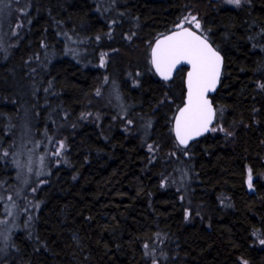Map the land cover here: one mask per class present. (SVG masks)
Segmentation results:
<instances>
[{"label": "trees", "instance_id": "trees-1", "mask_svg": "<svg viewBox=\"0 0 264 264\" xmlns=\"http://www.w3.org/2000/svg\"><path fill=\"white\" fill-rule=\"evenodd\" d=\"M106 2L110 14L95 0H27L26 26L0 59L1 73L14 72L0 81V191L14 186L18 149L47 166L25 194L33 218L0 243V264H264V0ZM178 25L223 58L216 131L187 146L171 122L185 68L164 81L149 57ZM67 33L83 38L84 60L63 53ZM97 50L119 86L106 103L90 62ZM59 143L62 158L52 154ZM3 214L0 202V228Z\"/></svg>", "mask_w": 264, "mask_h": 264}, {"label": "rangeland", "instance_id": "rangeland-1", "mask_svg": "<svg viewBox=\"0 0 264 264\" xmlns=\"http://www.w3.org/2000/svg\"><path fill=\"white\" fill-rule=\"evenodd\" d=\"M95 2L97 6L96 9L98 11H102V13L105 14H110V11H112L111 10L112 8L109 7L107 3L108 1L106 2V0H95ZM221 2H223L224 5L236 7L243 4L244 0H241L239 5L228 3L227 0H221ZM27 4H28L27 0L25 1L0 0V59L7 55L9 47L11 48L14 47L11 46L13 44V38L15 40L16 38L15 36H17V34L20 33V30H22L23 27L26 25V19L23 18V14L27 10V6H28ZM8 12L10 13V15ZM8 17L10 18L8 19ZM109 21H113V20L110 19ZM62 36L64 37L63 53L68 54L72 58H76L79 61L84 60L85 58L83 59V57L85 54L84 53L85 50H84V43L82 41L83 38H80L76 35H72L70 33L69 34L67 33V35L62 34ZM137 49L138 46H135L133 50H137ZM119 56H121V50H119L118 57ZM92 60L94 61L92 62ZM40 61L41 59L38 58L37 62L40 63ZM90 62L92 64L91 63L89 64H91L92 67L96 69H100L101 71H103V73L105 72V70H103V67L105 66L104 64L107 63V56H105L102 50H97L94 56L92 57V59L90 60ZM111 64L108 69L109 72H112L114 68L113 67L114 60L112 61ZM136 65L139 66V62H137ZM13 73L10 70L9 73L7 74L8 76L9 75L13 76ZM103 73H102L103 78L102 77L100 78V84L103 85V87H105L104 91L106 94L105 95L103 94L102 99H104L106 103L108 99L107 97H109L111 100H114V97L116 98L117 96L118 98V94L120 97V93L118 92V87H117L118 81L117 79H115L116 77L113 78L111 74H106V72L104 74ZM8 76L7 75L5 76L3 73L0 72V81L6 82ZM131 77H132L131 74L126 73V78L129 79ZM104 78L106 79L104 80ZM99 93L100 92H98V94ZM107 93L109 96L107 95ZM118 108L119 106L115 108L114 113L118 114L119 118L121 119L122 117L121 107L119 109ZM24 114L28 115V111H26ZM110 114L111 113H109L108 116L111 117L112 114L111 115ZM25 115L23 118H25ZM92 117L93 115L91 114V118ZM140 134L141 136H143L142 130H140ZM60 145L61 143H59V145L57 146V151L52 152V154H54L56 158L58 156L62 158V154L60 152L61 150ZM57 152H59V155L56 154ZM44 159L45 157L40 153L29 155L28 153L23 152L21 149H18V151H16L15 154L13 153L12 160H13V167L15 168L13 174L14 186L11 188L12 190L0 191V202L2 204L3 213H4L2 225L0 228V241H1L0 243L2 245L6 246V242L9 241L10 234L12 236L14 232L27 228L30 223V220L33 218V213H31L32 212L31 207L33 203L32 201L30 203L28 202L27 200L28 198H25V194H27L26 193L27 190L31 191L32 188L34 189V186H32L34 185V182L36 180L34 177L36 176L39 177L47 173V166L43 164L45 163ZM184 185H186L185 182Z\"/></svg>", "mask_w": 264, "mask_h": 264}, {"label": "snow or ice", "instance_id": "snow-or-ice-1", "mask_svg": "<svg viewBox=\"0 0 264 264\" xmlns=\"http://www.w3.org/2000/svg\"><path fill=\"white\" fill-rule=\"evenodd\" d=\"M227 2L239 5L241 0H227ZM187 22L194 23L196 29L201 27L195 16ZM178 27L182 30L173 32L156 42L155 47L152 48L151 62L165 80L171 78L177 65L182 63L191 65L187 80V103L180 109L174 129L179 143L187 146L188 140L194 136H199L209 130L216 131V128L209 129L215 116V110L207 93L215 91L220 77L222 57L208 42L206 36L197 35L195 31L183 28L182 25H178ZM260 87L264 88V85H260ZM223 130L221 129V131ZM63 147L64 145L61 144L60 148ZM149 150H151V146H149ZM56 154L59 155V152ZM248 179L251 188V170H249ZM261 243L264 244V240ZM242 264H247V261H243Z\"/></svg>", "mask_w": 264, "mask_h": 264}, {"label": "water", "instance_id": "water-1", "mask_svg": "<svg viewBox=\"0 0 264 264\" xmlns=\"http://www.w3.org/2000/svg\"><path fill=\"white\" fill-rule=\"evenodd\" d=\"M183 28H186V29H190V30H192V31H195V32L197 33V35H200V36H202V37L204 36L203 34L197 32L196 30H194V29H192V28H190V27H188V26H183ZM181 30H182V29H181L180 27L173 28V29H171V30H169V31H167V32H165V33L159 35L158 37H156V38L154 39V41H153L152 44H151L150 51H149L150 62H151V60H152V56H151L152 48L155 47L156 42H157L158 40L163 39L165 36H169V35H171L173 32H179V31H181ZM208 42L212 45V47H213L216 51L219 52V50L216 49V48L213 46V44H212L209 40H208ZM219 54H220V56L222 57V55H221L220 52H219ZM151 66H152V69H153V71L155 72V74L158 76V78H160L161 80H164V81H169V80H171V79L176 75V73L179 71L180 68H182V67L185 68V69H184V73H183V87H184L183 99H182L181 104L178 106V108L176 109V111H175V113H174V115H173V117H172V132H173V135H174L175 140L179 143L178 139L176 138V133H175V130H174V129H175V120H176V117L179 115V111H180V109H182V108L185 106V104L187 103V95H188V84H187V80H188V72L191 70V65H189V64H184V63H182V64H180V65H177L176 69H174L173 72H172L171 78L168 79V80H165V79H163V78L160 76V74L156 71L155 67L153 66L152 62H151ZM222 68H223V58H222V65H221V69H220V77H219V81H220V78H221ZM219 81H218V83H217V85H216L215 91H216V89H217V87H218V85H219ZM215 91H210V92L207 93V97H208L209 101L211 102V104H212L214 110H215V107H214V104H213V101H212L211 96L215 93ZM214 121H215V116H214V118H213L212 123L209 125V129H211V127H212ZM209 131H210V130H209ZM209 131H205V132H203V133H202L201 135H199V136H194L192 139H189V140H188V143H187V144H190L191 142H193V141H195V140H197V139H199V138H201V137L207 135V134L209 133ZM179 144H180V143H179ZM180 145H181V144H180Z\"/></svg>", "mask_w": 264, "mask_h": 264}, {"label": "bare ground", "instance_id": "bare-ground-1", "mask_svg": "<svg viewBox=\"0 0 264 264\" xmlns=\"http://www.w3.org/2000/svg\"><path fill=\"white\" fill-rule=\"evenodd\" d=\"M24 1H25V0H24ZM21 2H22V1H21ZM8 13H9V12H8ZM9 15H10V13H9ZM9 18H10V17H8V19H9ZM23 21H24V20H23ZM25 26H26V25H25ZM189 27H190V26H189ZM74 30H75V28H74ZM94 30H95V29H94ZM101 30H102V29H101ZM59 31H60V30H59ZM110 31L113 32L112 30H110ZM115 31H116V30H115ZM60 32H61V31H60ZM101 32H102V31H101ZM104 33H105V32H104ZM113 33L115 34L116 32H113ZM113 33H112V34H113ZM88 34H89V33H88ZM92 34H93V33H92ZM96 34H97V33H96ZM114 34H113V35H114ZM118 34H119V32H118ZM118 34H117V35H118ZM120 34H121V32H120ZM120 34H119V35H120ZM89 35H90V34H89ZM119 35H118V37H119ZM129 35H130V34H129ZM114 36H115V35H114ZM101 37H102V36H101ZM118 37H117V39H118ZM101 39H102V38H101ZM120 39H121V37H120ZM120 39H119V40H120ZM91 41H92V40H91ZM120 41H121V40H120ZM153 41H154V40H153ZM104 42H105V40H104ZM101 43H102V41H101ZM92 44H93V43H92ZM99 44H100V42H99ZM102 44L104 45V43H102ZM103 45H102V46H103ZM106 45H107V44H106ZM146 45H147V44H146ZM150 45H151V44H150ZM92 46H93V45H91V47H92ZM96 46L98 47V45H96ZM100 46H101V45H99V47H100ZM107 46H108V45H107ZM94 47H95V46H94ZM94 47H93V48H94ZM104 47H105V46H104ZM100 48H102V47H100ZM216 48H217V47H216ZM45 49H46V48H45ZM91 49H92V48H91ZM149 50H150V49H149ZM47 51H48V50H47ZM219 51H220V50H219ZM221 55H222V53H221ZM94 58H95V57H94ZM95 59H96V58H95ZM43 61H44V60H43ZM43 61H42V63H44ZM95 63H96V62H95ZM46 65H47V64H46ZM40 67H41V66H40ZM91 67H92V66H91ZM38 68H39V67H38ZM39 69H40V68H39ZM94 69H95V68H94ZM94 69H93V70H94ZM104 69H105V68L103 67V70H104ZM150 69H151V68H149V70H150ZM183 69H184V68H183ZM41 70H42V68H41ZM91 70H92V69H91ZM44 71H45V69H44ZM94 71H95V70H94ZM96 71H97V69H96ZM99 71H101V70H99ZM99 71H98V72H99ZM151 71H152V70H151ZM44 73H45V72H44ZM94 73H95V72H94ZM102 73H103V72H101V77H102ZM104 73H105V72H104ZM104 73H103V74H104ZM99 74H100V72H99ZM107 74H108V72H107ZM102 78H103V77H102ZM98 79H100V77H98ZM98 79H97V80H98ZM105 79H106V78H104V80H105ZM171 80H172V79H171ZM99 81H100V80H99ZM95 83H96V82H95ZM98 84H100V83L98 82ZM218 86H219V85H218ZM118 87H119V86H118ZM109 88H111V87H109ZM109 88H108V89H109ZM109 90H110V89H109ZM216 91H217V90H216ZM108 93H109V91H108ZM108 93H107V95H108ZM121 94H122V92H121ZM122 95H123V94H122ZM52 96H53V95H52ZM92 96H93V95H92ZM108 96H109V95H108ZM123 96H124V95H123ZM53 97H54V96H53ZM110 97H111V96H110ZM49 98H51V97H49ZM124 98H125V97H124ZM182 98H183V97H182ZM47 99H48V98H47ZM52 99H53V98H52ZM127 99H128V98H127ZM54 100H55V99H54ZM121 100H122V99H121ZM50 101H51V100H50ZM124 101H125V100H124ZM55 102H56V101H54V103H55ZM128 102H129V101H128ZM50 103H51V102H50ZM52 103H53V102H52ZM60 103H61V102H60ZM111 103H112V102H111ZM124 103L126 104V102H124ZM53 105H54V104H53ZM55 105H56V104H55ZM60 105H61V104H60ZM108 105H109V104H108ZM130 105H131V104H130ZM49 106L51 107L52 105H49ZM61 106H62V105H61ZM110 106H111V105H110ZM56 107H57V106H56ZM63 107H64V106H63ZM111 107H112V106H111ZM111 107H110V108H111ZM61 109H63V108H61ZM65 109H66V108H65ZM112 109H113V108H112ZM114 109H115V108H114ZM114 109H113V110H114ZM118 109H119V108H118ZM66 110H67V109H66ZM108 110H109V109H108ZM64 111H65V110H64ZM80 112H81V111H80ZM103 112H104V111H103ZM113 112H115V110H114ZM113 112H112V113H113ZM69 113H70V112H69ZM112 113H111V114H112ZM111 114H110V115H111ZM68 115H69V114H68ZM114 115H115V113H114ZM114 115H113V116H114ZM173 115H174V114H173ZM173 115H172V116H173ZM59 116H60V115H59ZM74 116H76L75 113H74ZM77 116H78V115H77ZM77 116H76V117H77ZM106 116H107V115H106ZM109 117H110V116H109ZM137 117H138V116H137ZM137 117H136V119H137ZM71 118H73V117L71 116ZM100 118L102 119V115H101ZM140 118H141V117H140ZM142 118L145 119V117H143V116H142ZM66 119H67V118H66ZM69 119H70V118H69ZM98 119H99V118H98ZM98 119H96V121H98ZM101 119H100V120H101ZM108 119H109V118H108ZM134 119H135V118H134ZM136 119H135V120H136ZM171 119H172V117H171ZM62 120H63V119L61 118L60 121H62ZM72 120H73V119H72ZM87 120H88V119H86V121H87ZM91 120L93 121V119H91ZM114 120L116 121V119H114ZM114 120H113V121H114ZM65 121H66V120H65ZM113 121H112V122H113ZM89 122H90V121H89ZM138 122H139V121H138ZM171 122H172V121H171ZM99 123H101V121H100ZM99 123H98V124H99ZM139 123H140V122H139ZM139 123H137L138 126H136L137 124H134V127H138V128H139ZM106 124H107V122H105V126H106ZM109 125H110V124H108V126H109ZM118 125H119V124H118ZM118 125H117V127H121V125H119V126H118ZM213 125H214V124H213ZM103 126H104V125H103ZM113 126H114V124H113ZM142 127H143V126H142ZM108 128H109V127H108ZM211 128H212V127H211ZM117 129H118V128H117ZM120 129H121V128H120ZM133 129H134V128H133ZM139 129H140V128H139ZM137 131H138V130H137ZM139 131H140V130H139ZM173 136H174V135H173ZM205 136H206V135H205ZM205 136H204V137H205ZM207 136H208V135H207ZM141 137L143 138V136H141ZM212 137H213V136H212ZM196 141H197V140H196ZM177 143H178V142H177ZM178 145H179V144H178ZM49 175H50V174H49ZM190 182H191V181H190ZM189 184H190V183H189ZM46 185H47V184H46ZM188 187H189V186H188ZM188 187H187V188H188ZM43 189H44V188H43ZM243 260H244V258H243Z\"/></svg>", "mask_w": 264, "mask_h": 264}]
</instances>
